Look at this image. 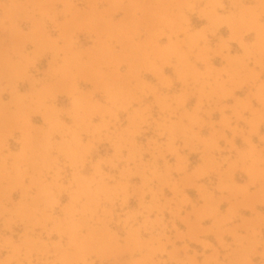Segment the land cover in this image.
<instances>
[{"label":"clouds","instance_id":"obj_1","mask_svg":"<svg viewBox=\"0 0 264 264\" xmlns=\"http://www.w3.org/2000/svg\"><path fill=\"white\" fill-rule=\"evenodd\" d=\"M4 19L14 21L21 15L32 18L36 27L34 29L37 52L49 50L63 51L65 53L64 63L52 73L51 82L42 89L37 90L32 98H16L18 114L25 125H30V115L34 111H42L48 124L47 129H38L33 135L28 133V153L32 158L33 184L36 195L32 197L33 203L22 205L14 215L20 216L28 225V232L41 223L46 224L53 220L52 212L60 204V197L67 195L69 202L64 205L62 211L64 218L56 226L62 236H66L69 247L76 249L75 253L69 254L67 249L57 245V260L43 261L42 264H87V256L93 253L103 256L122 255L124 252L130 254L139 253L138 259H130L125 264H197L196 256L187 255V245L184 246L185 255L181 256V249L175 246V240L168 233L175 229L174 221H166L164 211L167 209L173 216H178L182 206L189 201L183 197L182 188L172 178L173 169L167 166L162 171L156 161L162 159L165 153L176 155L177 164L174 169L177 173H185L184 180L191 181L193 177L207 174L208 171L216 170L218 165L215 159L209 155L201 170L188 174V157L181 155L176 146L177 139L183 140V147L195 151V144H203L209 153L218 148V140L224 139L235 148L233 143L237 135L243 136L245 143L249 145L246 151H240L238 158L229 165L225 173L226 182L221 190H227L233 195L247 192V188H241L230 182L231 173L237 167H243L252 177L253 183H259L257 193L264 201V149H257L252 144L251 136L258 133L261 124H264V80H260L264 74V0H258L253 6L233 4L236 9L227 16H221L216 12L218 7H223L215 0H209L202 7L195 0H169L165 3H155L140 6L135 3H123L122 0H114L108 9H125L126 15L130 17L129 23L122 25L118 31L126 38L131 35L136 27L137 11L141 7L152 9L153 17L150 25V38L141 49L130 45L125 53L129 62V72L126 78L118 76L115 79L101 78L104 84L108 103L101 104L92 99V94H84L75 85V75L85 68L92 67V59L85 61L78 52L72 51V29L79 27L80 21L73 19L75 24L68 25L64 34L65 44L59 48L57 41H53L41 30L40 22L36 21L37 14L49 15L55 19L57 13L53 3H4ZM74 5L66 3L65 12H69ZM94 7V6H93ZM97 16L95 23L103 20L108 13ZM199 9L200 15L208 19L207 28L197 33L189 31L186 12ZM91 22V21H90ZM227 25L232 31L231 39H240L241 47L244 49L242 56L225 57L227 66L220 71L211 67L205 72L195 68L190 57L195 56L198 60L207 62L209 53L221 54L229 48L228 41H221L217 50L207 47V33L216 35L219 28ZM168 29L169 44L161 47L158 43L160 37ZM247 32H255L256 38L251 44L242 40V35ZM183 33V39L180 35ZM176 37V39H173ZM204 41V45H201ZM98 62L105 66L116 65L118 70L120 60L110 55L107 40L103 31L98 37L97 47L92 54ZM176 59L178 78L184 85L183 92L174 97H169L160 92V88H170L172 82L163 75V66ZM255 60L260 72L246 70L247 62ZM7 62V58H6ZM27 58L25 62H17L6 73L5 79L8 87L15 93V80L26 73ZM149 71L159 81V87L143 82L140 79L142 71ZM227 79L222 78V74ZM257 81H259L257 83ZM244 84H251L255 88L249 98L237 101L236 104L220 106V101L232 95L233 91ZM59 91L68 92L72 97V108L68 115L72 124L67 125L61 119V112L54 106L48 104L50 98H54ZM153 96L155 103L159 106L163 115L159 121L151 120V105L143 108H135L129 113L128 126L116 131L119 123L118 113L128 112L134 103H142L147 96ZM198 95V102L192 112L184 109L187 100ZM255 99L261 107H252ZM223 113L224 109L231 107L232 116H224L219 122L220 129H215L208 137H201L198 129H202L207 121L204 116L211 117L216 107ZM250 111L251 118H245L244 112ZM99 115L100 124H92V117ZM245 120L248 124V132L232 127V120ZM155 126L158 136L167 135L166 143L151 142L153 160L151 164L144 162L143 153L145 149L138 146L136 137L141 134L145 126ZM225 130L232 132V139L225 135ZM59 135L60 140L55 137ZM87 136V140L84 137ZM109 140L114 152L111 156L92 161L91 157L98 143ZM261 141H264L262 136ZM5 138V147H6ZM127 152V155L124 153ZM6 159V158H5ZM166 164V162H165ZM90 165L93 169L89 175L84 174V168ZM108 168L109 171L104 169ZM70 169L69 173L66 171ZM140 176L142 183L134 185L131 179ZM51 179H48V177ZM65 180L67 182L65 183ZM160 185H171L177 195L181 197L175 201L176 207L172 208L173 201L160 202ZM202 187V186H201ZM151 195V200H145L146 195ZM138 199L139 206L129 208V202L133 198ZM207 205L201 209L197 216V226L200 219L206 217L214 218V228L218 232L226 230L233 219L238 215L236 208L229 210L227 215H220L218 205L213 196L208 193L205 196ZM119 207L120 211H117ZM7 211V210H6ZM115 222L123 227L125 232L124 243L121 238L111 231L109 225ZM258 223L264 225V217L259 218ZM9 224L5 220V227ZM171 224V228L169 227ZM87 230V235L81 233ZM142 233H147L145 239ZM258 233L253 229L249 234L240 235L234 233V242L237 245L229 254V264H255V258L259 257V264H264V241L255 237ZM183 234L177 232L176 239H182ZM205 247L211 245L202 242ZM172 245L169 250L168 245ZM11 245L12 251L3 260V264H32L33 252L39 257L48 255V250L38 238H33L26 232L25 239L20 244L12 243L5 239V247ZM230 247V246H229ZM167 256V260L161 257ZM215 261V258H212ZM205 264H208L206 258ZM215 264H220L216 261Z\"/></svg>","mask_w":264,"mask_h":264},{"label":"rangeland","instance_id":"obj_2","mask_svg":"<svg viewBox=\"0 0 264 264\" xmlns=\"http://www.w3.org/2000/svg\"><path fill=\"white\" fill-rule=\"evenodd\" d=\"M3 2L9 3L13 2V0H3ZM14 2H43L55 4L56 11L59 13L56 15L55 19L50 18V14L45 16L37 14L36 21L40 22L41 30L48 38L57 41L59 48H63L65 44L63 37L66 27L76 22L73 19V15L75 14L76 20L80 21V26L73 27L72 29V51L80 53L82 59L85 61L92 59V67L90 69L85 68L75 75V85L80 92L84 94L91 93L92 99L101 104L108 103V95L104 84L101 82V78L115 79L117 76L121 79L126 78L129 72V62L125 56L127 48L130 45H134L142 49L149 40L143 41L145 34L141 28L133 31L130 40L124 38L120 34L118 29H120L121 25H115L116 23L114 21L123 15L125 10L108 9V6L112 4L114 0H14ZM122 2H131L140 6H147L158 2H169V0H122ZM195 2L202 7L205 3H208L209 0H195ZM215 2L223 5V7H218L216 12L221 16H227L236 10L232 7L233 4L253 6L258 0H215ZM66 3L74 5L67 13L64 10V5ZM106 9H108V13L104 19L99 21V23H95L97 16L104 13ZM147 9V7H141L140 10L137 11V15L141 14L142 11L148 13L149 11ZM186 16L188 18L186 26L190 32L197 33L207 28L209 21L200 15L199 9L186 12ZM262 22H264V18H262ZM35 27V21L24 15H21L14 21H6L4 19L3 6L0 4V264H3V260L9 256L12 251L11 245L5 247V239L8 238L12 243L20 244L25 239L26 232L33 238H38L42 241L49 253L46 256L39 257L38 260V254L33 252L31 256L32 264H42L43 261L57 260L58 257L55 255L57 252V245L67 249L69 254L76 252L74 247H69L68 238L62 236L56 227L64 218V212L62 211L64 205H67L69 202V197L66 194L60 197V204L52 212L54 219L48 221L46 224L41 223L35 226L31 232H28L29 225L20 216L14 215L17 209L22 205H30L33 203L31 198L36 195L37 191L35 187H32L33 168L32 158H30V154L28 153V133L31 132L34 135L36 130L47 129L48 127L45 115L42 111L32 112L30 115V125H25L19 117L16 98H25V102H27V99L32 98L37 90L45 88L51 82L53 71L59 68L64 63L65 59V53L63 51L49 50L40 53L37 52V43L34 33ZM102 31L104 33V38L107 40L110 55L118 57L120 60L118 70L115 64L105 66L103 62L96 61L92 56L97 47L98 37ZM231 37L232 31L227 25L220 27L216 35L207 33V47L209 49L214 51L217 50L222 40L229 42V48L221 54L210 52V59L207 61V66L206 62L198 60L195 56L190 57L195 68L200 72L207 71L209 67L220 71L228 64L225 57L242 56L244 49L241 47L240 39H231ZM167 38L168 37H160L159 45L161 47L168 45H164L162 42ZM255 38V32H247L242 35V40L246 44H251ZM173 39H176V37H173ZM180 39H183V33H181ZM201 45H204V41H201ZM25 58H27L28 61L26 73L15 80V93H13L12 89L8 87V81L5 79L6 73L11 71L12 66L17 62H25ZM175 61L176 59L173 58L170 63L165 65V75L172 81V84L170 88H162L161 91L169 97H173L175 94L178 95L184 90V85L178 78L177 72L172 76L171 70L174 68L173 64ZM249 63L250 65L255 63V66H258L254 59L249 60ZM221 74L222 78L227 79L226 74ZM143 76L148 77L146 73L143 74ZM262 77H264V74H262ZM243 91L242 89L239 93L241 94ZM150 97L151 96H147L144 98L142 103H134L128 112H119V123L116 125V131L128 126V115L132 109L135 108H143L144 106L151 105L150 111L152 121H159L163 115H166L161 113L159 106L154 100L151 102ZM194 98L195 95L191 96L182 110L188 109ZM72 99L73 97L68 92L59 91L55 94L54 98L48 100V104L54 106L55 109L61 112V119L67 125L72 124V119L68 115L72 108ZM218 115L219 109L216 108L210 118L206 115L204 116L207 123H205L202 129H198V131H201L200 136L206 133V129L214 124L213 122L218 119ZM91 122L92 124H100L101 117L95 115L92 117ZM237 123L239 128L243 125H247L245 120H239ZM261 130L264 131V124H261ZM55 139L60 140L61 137L57 135ZM84 139L87 140V136H85ZM135 139L137 145L145 149L143 153L144 162L151 164L153 160L151 142L166 143L167 135L163 137L158 136L155 131V126L153 125L152 127L145 126V129ZM183 143L182 139H177L176 146L180 149L181 155L186 154L188 157L187 169H190L198 162V155L201 151L197 148L195 151H189V148L183 147ZM197 146H199L198 143ZM257 149H260V147H257ZM114 150L112 143L105 139L97 144L91 159L95 162L101 158L109 157L113 154ZM187 152L190 153L187 154ZM234 152V148L230 150L221 148L216 149V160L223 164ZM124 155H127V152H125ZM175 161H177L176 155L172 153H165L162 159L156 161V164L162 171L166 166L173 169L172 178L177 185L182 188L183 197H187L189 201L182 206L178 216H173L167 209L164 211L165 220L174 221L175 223V229H172L168 235L175 240V246L181 249V256L185 255L184 246L187 245V255H195L197 264H205L206 258L208 264H215L216 261L220 262V264H229L231 259L229 254L237 247L235 242L230 243V240L227 241V239H229L227 236H225V240H216L213 235L209 233L206 236L207 240L205 243L211 245V247L206 248L204 243L189 239L186 234L187 228L190 227L194 230H197V228L192 224H184V216H182H192V213L189 212L192 208L194 209L193 211H196L198 214L201 209L206 207L207 200L204 196L205 192L212 194L214 192L221 193L216 188L219 179L218 173L215 172L201 178L196 182L195 186H185L180 178L183 173L174 171ZM104 170L109 171L106 167ZM66 171L70 176L71 170L67 169ZM92 171L93 169L90 165L85 166V175L91 174ZM48 179H51V177L49 176ZM236 180H241L238 174L236 175ZM66 182L67 180H65V183ZM131 183L138 186L142 183V179L138 175L134 176L131 179ZM160 189V202L173 201L172 208L175 209V201L181 197L177 195V192L173 190L171 185H160ZM145 200H151V195H146ZM138 206L139 202L135 197L130 200L128 205L129 208H136ZM222 208L223 206H220V208L218 206V211L220 212ZM117 211H120L119 207H117ZM260 211H262V217H264V207H262ZM212 219L213 217L201 219L204 224H199L198 227L214 228V224H208L213 221ZM5 220L9 221L7 228L5 227ZM169 227L171 228V224H169ZM109 228L121 238L120 242L123 244V238L125 237L123 227L113 222L109 225ZM255 231L258 233L255 238L264 241V227L261 226ZM177 232L183 234L182 239H176ZM81 235L86 236L87 230H84ZM142 235L145 239L148 238L147 233H142ZM168 247L169 250H171L172 245L170 244ZM139 255V253L130 254L124 252L122 255L103 256L93 253L87 256V264H125V262L130 259H138ZM212 258H215V261ZM161 259L167 260V256H163ZM24 264H28V261L25 260ZM255 264H259V257L255 258Z\"/></svg>","mask_w":264,"mask_h":264},{"label":"crops","instance_id":"obj_3","mask_svg":"<svg viewBox=\"0 0 264 264\" xmlns=\"http://www.w3.org/2000/svg\"><path fill=\"white\" fill-rule=\"evenodd\" d=\"M128 3V2H127ZM125 3V4H127ZM149 3V2H148ZM152 5V4H150ZM125 10V9H124ZM149 12L148 13H144L142 11L141 14L136 16V27L135 29L141 28L144 31V38L143 41H146L150 38V25L152 23L153 17L151 15V12L153 11L152 9L148 8L147 9ZM130 17L128 15H126V10L125 13L123 15H121L118 19H116V21H114L117 25H125L127 23H129ZM165 34L162 35V37H168V29L165 28L164 29ZM160 41H158L159 43ZM164 45L169 44V38H167L166 40L162 41ZM176 61L173 64L174 68L173 70H171L172 72V76L175 75L174 73L177 72V68H176ZM208 65V62H206V66ZM165 65L163 66V75L166 76L165 74ZM246 70H250V71H255V72H260V68L259 66H255V63H253V65H250L249 61L247 62V68ZM147 74L148 77H144L143 74ZM168 78V77H167ZM140 79L147 83V84H151V85H156L157 87H159V81L157 79V77L155 75H153L151 72L149 71H142L140 73ZM176 79V78H174ZM225 79V78H223ZM178 80V79H176ZM260 80H264V77H262V74L260 76ZM172 82V81H171ZM259 81H257L258 83ZM163 87L160 88V92L162 93ZM244 90L243 93H239L240 90ZM255 88L251 86V84H244L242 87H238L236 88L232 95L229 96L228 98L221 100L220 101V106H224V105H234L237 103V101H244L246 98H249L250 93L254 92ZM181 93H179L178 95H180ZM178 95H174V96H178ZM151 96V95H149ZM173 96V97H174ZM149 98V97H148ZM151 102L152 100L155 101V98L153 96L150 97ZM191 98V97H190ZM198 102V95H195V98L193 99L191 105L189 106L188 109H185L188 112H192ZM252 107L259 109L261 107V105L255 100H252ZM216 108L219 109V107L216 106ZM184 111V110H182ZM129 116V115H128ZM224 116H232V111H231V107H227L224 109L223 113L219 110V115H218V119L216 121H214V125H215V129H220L221 125H220V121L222 120V118ZM244 116L245 118H251L252 113L250 111H246L244 112ZM205 120V118H204ZM235 118H233L232 120V127H236L239 128V126L237 125V121ZM248 124L247 125H243L240 129H244L245 130V135H247L248 132ZM206 133L202 134L201 137H208L212 134L213 132V127L212 125L210 126V128L206 129ZM201 132V131H199ZM201 134V133H200ZM225 135L229 138L232 139V132L229 130H225ZM264 136V131L261 130V125L259 127L258 133L255 135L251 136V142L252 144L256 145V147H260V149H264V141H262L261 143V137ZM233 143L235 144V152L232 154L231 157H229L228 160L225 161V163L221 164L220 161L216 160V156H215V150L212 151L211 153L207 152L205 150V147L203 144H199V146H197V143L195 144V148H197L198 150H200V154L198 155L199 160L196 163V165H194V167L187 169V173L191 174L194 172H197L198 170H201L203 168V166L205 165V160L209 157V155H211L218 167L216 170L213 171H208L207 174L204 175H199L197 177H193V179L191 181H185L184 180V176L185 173H183V175L180 177L181 180L183 181L185 186H195L196 182H198V180H200L201 178H204L210 174H213L215 172L218 173V181L216 184V188L221 192H214L213 194L210 193L213 198L215 199V201L217 202V205L222 207V210L219 212L220 215H227L229 213V210L232 208H236L238 215L233 219V221L227 225V228L225 231L218 232L217 230H215L214 228H206V227H198L197 226V212L193 211L194 209H190L189 212L192 213L191 215H182L184 216V224H192L194 226H196L197 230L191 229L190 227L187 228L186 230V234L189 237V239L193 240V241H197L199 243L202 242H206V236L211 233L213 235V237L216 240H225V236H227V241L230 240V243H234V233H239L240 235H246L249 234L250 231H252L253 229L257 230L258 228H260L261 226L264 227V225L258 223L257 221L259 220V218L262 217V211H260V209L262 207H264V201H262L258 196H254L253 194L257 193L258 189L260 188V184L259 183H253L252 181V177L249 175V173L245 170V168L243 167H237L235 168L232 173H231V178H230V182L234 185L240 186L241 188L246 187L247 188V192H240L237 193L236 195H233L232 193H230L227 190L222 191V185L226 182L227 177L225 176V173L228 171L229 169V165L232 163V161L236 160L238 158L239 152L240 151H246L249 147V145L247 143H245L244 137L237 135L233 141ZM226 149V150H230L233 149L232 145L227 143L224 139H220L218 140V148L217 149ZM189 151H191L189 149ZM190 152H187V154H189ZM186 155V154H185ZM177 160V158H176ZM177 161L174 162V169L176 167ZM239 175L241 177V180L238 181L236 180V175ZM210 192V191H209ZM208 194V192H205L206 196ZM206 201V200H204ZM213 221H211V223L208 224H214V218L212 219ZM199 224H204L202 223L201 219L198 221V225ZM258 227V228H257Z\"/></svg>","mask_w":264,"mask_h":264}]
</instances>
